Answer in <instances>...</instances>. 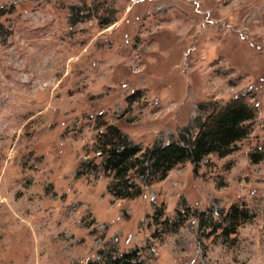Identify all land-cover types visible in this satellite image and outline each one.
Returning <instances> with one entry per match:
<instances>
[{"label":"rangeland","instance_id":"1","mask_svg":"<svg viewBox=\"0 0 264 264\" xmlns=\"http://www.w3.org/2000/svg\"><path fill=\"white\" fill-rule=\"evenodd\" d=\"M233 97L254 116L230 152L111 191L107 124L145 150L193 137ZM232 205L246 216L226 233ZM130 250L133 264H264V0H0V264Z\"/></svg>","mask_w":264,"mask_h":264},{"label":"trees","instance_id":"2","mask_svg":"<svg viewBox=\"0 0 264 264\" xmlns=\"http://www.w3.org/2000/svg\"><path fill=\"white\" fill-rule=\"evenodd\" d=\"M253 116L254 108L244 98L233 97L223 105L212 107L204 118L199 117L197 132L193 137L181 134L177 139L167 143L158 142L145 150L140 144L130 141L116 125L107 124L99 136L104 139L103 169L113 173L111 191L121 197L132 195L137 189L129 179L132 170L163 176L177 162L188 159L198 161L208 153L224 155L230 152L232 143L247 133L244 122ZM260 156L257 153L254 159ZM242 215L246 216L245 212L232 205L228 212L230 223L224 227V231L234 230L237 218ZM134 254L135 250L123 252L112 259L113 263L125 261L133 264Z\"/></svg>","mask_w":264,"mask_h":264}]
</instances>
